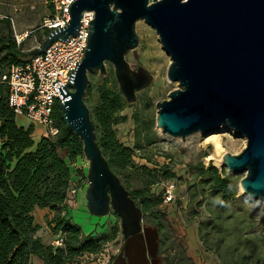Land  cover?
I'll list each match as a JSON object with an SVG mask.
<instances>
[{
  "label": "water",
  "instance_id": "1",
  "mask_svg": "<svg viewBox=\"0 0 264 264\" xmlns=\"http://www.w3.org/2000/svg\"><path fill=\"white\" fill-rule=\"evenodd\" d=\"M68 9L67 22L49 29L31 54L42 53L55 39L68 40L82 11L93 10L84 56L57 89L63 98L60 118L80 138L88 163V208L120 218L124 241L114 264H156L158 230L142 224L140 206L102 154L84 96L89 73L105 76L106 62L126 103L151 84L153 75L125 58L137 46L139 19L158 34L170 58L166 77L178 83L167 99L155 103L156 126L182 138L220 127L244 135L245 147L224 153L220 164L244 172L239 180L244 198L264 202V0H74Z\"/></svg>",
  "mask_w": 264,
  "mask_h": 264
},
{
  "label": "trees",
  "instance_id": "2",
  "mask_svg": "<svg viewBox=\"0 0 264 264\" xmlns=\"http://www.w3.org/2000/svg\"><path fill=\"white\" fill-rule=\"evenodd\" d=\"M49 2V0H48ZM50 5V4H49ZM48 28H46V33ZM33 55L16 43L8 17L0 20V264H29L33 255L44 264H82L91 260L102 245L116 232L102 236L82 233L80 226L67 215L66 202L70 195L73 164L83 156L82 142L67 129L60 118L59 104L55 105L53 117L58 127L54 137L41 136L37 143L32 139L33 126H20L15 113L7 102V85L1 81L2 74L12 64L28 61ZM89 73V86L85 95L93 99L89 107L96 132V140L110 168L117 175L132 166V149L123 145L116 137L114 125L125 121L121 113L127 105L119 92L115 79L107 75L93 81ZM141 131H137V136ZM146 142L150 143L147 139ZM151 171V170H150ZM170 178L169 169H155L148 173L144 185L130 190V196L142 211V220L155 226L158 234L166 230L165 212L160 207L163 200L160 193H154L150 185L155 177ZM194 180L191 185L190 208L193 215L196 207L204 205L209 216L198 224V235L207 246L225 248V255L232 264H264V239L254 231L255 218L247 208V200L237 195L236 179L226 170L216 166H194ZM74 186L77 188L86 179L82 168L76 169ZM74 180V179H73ZM76 182V183H75ZM123 183V182H122ZM204 184H207L206 186ZM200 195L201 199L193 202ZM209 196V201H203ZM203 197V198H202ZM47 209L46 230L62 237V244L55 245L36 235L40 228L35 221L34 210ZM211 240V242H209ZM230 240V245L225 241ZM213 243V245H211ZM206 246V247H207ZM221 257H223L220 254Z\"/></svg>",
  "mask_w": 264,
  "mask_h": 264
},
{
  "label": "rangeland",
  "instance_id": "3",
  "mask_svg": "<svg viewBox=\"0 0 264 264\" xmlns=\"http://www.w3.org/2000/svg\"><path fill=\"white\" fill-rule=\"evenodd\" d=\"M49 4L48 0H0V12L4 15L3 18L10 19L13 34L27 31V36L20 43L25 51H31L38 47L46 36V28L41 24L43 18L51 12ZM135 31L138 35L137 46L128 50L125 58L129 63L142 65L153 75V80L150 85L136 93L134 102L127 103L122 109L121 113L126 116L125 121L114 125L119 142L132 149L133 165L127 166L123 172L118 174V177L123 184L133 190L142 187L148 173H153L155 169H169L173 173L170 178H162L159 172L155 177L156 182L149 186L154 193H160L161 197L167 187L171 189L172 194V199L167 202L163 201L160 206L165 212L167 225L162 236L158 234V261L156 264H232L228 260L229 257L225 255L224 246L215 249L214 246H207L201 242L197 231L198 224L208 218L209 211L204 205H201L196 207L198 214L193 215L191 210L193 206L190 208L189 200L194 180L193 170L196 164L201 163L204 167L214 165L219 171L224 168L226 173L235 176L237 195L247 200V208L255 218V224L249 231L256 232L264 239V202L244 198L239 185V180L244 172L232 173L220 164L224 153H239L246 145V138L229 127L212 130L211 132L218 134L220 139L221 147L216 150L213 141L207 138L214 133L196 131L182 138L162 132V129L156 126L157 107L155 103L167 99L168 92L176 88L178 83L166 77L170 58L163 50L154 28L139 19L136 21ZM106 69L107 77L114 80L113 67L109 62H106ZM91 73H93V81L99 79L100 75L97 71ZM84 100H87L88 104L93 103V99L89 95H85ZM15 121L20 126H33L34 143L44 133L45 126L43 124L32 121L24 114H15ZM138 130L141 131L139 137L137 136ZM147 139L150 140V143L146 142ZM69 165L74 179L72 181H76L75 170L82 168L86 173L88 163L83 155L82 157L78 156L75 162ZM87 187V179H84L82 185L78 186L75 192H70L66 202L67 215L80 226L84 234L92 233L102 236L107 233L111 234L113 229H116L113 237L106 241L101 248L109 254V258H106L104 264H114L122 252L123 245L120 218L113 211L105 215L91 213L86 199ZM199 199H201L200 195L193 202L195 203ZM203 199L205 202L210 200L209 196H205ZM135 202L139 204L138 199ZM36 213L38 214L39 210ZM44 220L45 217H41L40 223L46 230ZM142 224L157 229L143 220ZM42 231L40 230L39 233ZM225 242L227 245L231 243L230 240ZM249 262L253 263V261ZM257 262L261 264L260 261ZM29 264H42V260L33 255ZM238 264H241V261Z\"/></svg>",
  "mask_w": 264,
  "mask_h": 264
},
{
  "label": "built area",
  "instance_id": "4",
  "mask_svg": "<svg viewBox=\"0 0 264 264\" xmlns=\"http://www.w3.org/2000/svg\"><path fill=\"white\" fill-rule=\"evenodd\" d=\"M74 0H49L51 12L42 20V27L56 28L63 26L69 19V5ZM4 15L0 12V19ZM94 17L93 10H84L81 13L79 27L68 40H53L45 50L33 55L28 61L12 64L2 74L1 81L8 87L7 102L15 114H24L32 121H37L45 126L44 136L54 137L58 133L53 112L56 104L63 100L57 86L66 83L70 72L74 71L77 62L84 56V47L88 37L87 21ZM24 33H15L14 38L19 45ZM67 90L71 89L65 84ZM74 181L70 184V192H75ZM163 201L172 199L169 187L163 193ZM61 236H56L52 241L61 245ZM109 254L100 250L93 259L82 261V264H104Z\"/></svg>",
  "mask_w": 264,
  "mask_h": 264
},
{
  "label": "crops",
  "instance_id": "5",
  "mask_svg": "<svg viewBox=\"0 0 264 264\" xmlns=\"http://www.w3.org/2000/svg\"><path fill=\"white\" fill-rule=\"evenodd\" d=\"M24 33V32H23ZM19 34H21V33H19ZM24 127V126H23ZM26 128V127H25ZM44 134L42 133V135L41 136H43ZM40 136V137H41ZM32 139H33V135H32ZM40 139V138H39ZM38 139V140H39ZM38 140L35 142V143H37L38 142ZM37 210H39V213L37 214L36 213V211ZM46 212H47V209H45V208H36L35 210H34V216H35V221L36 222H38V224H39V229L37 230V232H36V235H38V236H40L44 241H46V242H52V235H50V233L47 231V230H44V227L42 226V224L40 223V219H41V217H43L44 216V214H46ZM40 230H43L42 231V233H39V231ZM31 260V259H30ZM42 264H44L43 262H42Z\"/></svg>",
  "mask_w": 264,
  "mask_h": 264
},
{
  "label": "bare ground",
  "instance_id": "6",
  "mask_svg": "<svg viewBox=\"0 0 264 264\" xmlns=\"http://www.w3.org/2000/svg\"><path fill=\"white\" fill-rule=\"evenodd\" d=\"M216 131V130H215ZM209 133H214V132H209ZM208 139H211L215 145V149L218 150L220 147H221V144H220V139L218 137V134L214 133V134H211L210 136L207 137ZM78 197V196H77ZM82 197V196H81ZM79 200H81L79 198Z\"/></svg>",
  "mask_w": 264,
  "mask_h": 264
},
{
  "label": "flooded vegetation",
  "instance_id": "7",
  "mask_svg": "<svg viewBox=\"0 0 264 264\" xmlns=\"http://www.w3.org/2000/svg\"><path fill=\"white\" fill-rule=\"evenodd\" d=\"M123 241H124V240H123ZM120 254H121V253H120ZM120 254H119V255H120ZM119 255H118V256H119ZM117 259H118V257H117Z\"/></svg>",
  "mask_w": 264,
  "mask_h": 264
}]
</instances>
